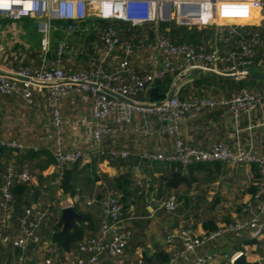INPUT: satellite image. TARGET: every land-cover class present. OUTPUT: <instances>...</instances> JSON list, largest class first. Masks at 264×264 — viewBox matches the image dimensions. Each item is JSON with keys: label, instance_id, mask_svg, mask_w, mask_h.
Returning <instances> with one entry per match:
<instances>
[{"label": "built area", "instance_id": "2783aa9c", "mask_svg": "<svg viewBox=\"0 0 264 264\" xmlns=\"http://www.w3.org/2000/svg\"><path fill=\"white\" fill-rule=\"evenodd\" d=\"M215 2V1H211ZM260 10L261 23L264 26V0H257ZM225 11L218 8V12ZM201 11L198 2L190 0H0V22L9 20L13 22L33 19L38 25L41 35L40 49L48 55L53 48V35L55 32L63 34L58 43L57 60L49 69H36L32 67H15L5 58L0 50V95L18 96L27 105L33 103L34 92L39 87L46 88V103L51 108L52 125L56 133V142L53 155L55 158V171L59 172L65 167L81 163L89 164L96 157L104 154L103 142L107 137H115L125 130L126 126L140 121L141 125L134 128L135 134L146 137L157 134L160 138L177 137L175 152L155 153L147 152L141 159L148 163L179 164L185 168L191 166H212L224 164L231 167L254 166L260 169L263 180L255 195L257 204L255 214L245 219H238L229 224L218 226V230L207 232L196 237L191 231L183 230L167 237L164 241L168 249L174 252L170 264H214L217 261L229 260L235 264L239 256L244 253L235 252L233 256L221 250L215 251L220 244H230L229 238L236 239L242 234H248L250 241L264 240V155H258L253 147L232 149L224 142H217L210 148L187 146L180 140V125L200 118L204 112L217 108H227L238 122L243 116H251L258 106L264 102V93L256 94L242 91L233 97L203 96L194 100L181 99L182 88L192 79L194 71L206 74H218L226 77L236 76V80L246 79L251 69L264 72V54L259 58L261 48H264L263 37L254 33L242 37L245 25L230 24L215 26L209 18L201 21H190V13ZM229 12V11H226ZM91 16L104 21L121 20L133 26L143 28L148 23L159 26L161 23L197 27L199 30L214 27L215 36L205 45L177 44L168 35H157L153 42L143 47L161 58L151 71L143 76L136 74L129 60L135 49L131 44L122 46L120 39L112 30L104 36V47L99 52L100 67L89 73L74 72L66 69V60H73L74 55L72 38L78 31V25ZM211 14L209 15V17ZM54 23H57L56 25ZM241 38L239 41H236ZM234 49H229L231 47ZM124 49L125 58L119 56ZM72 53V52H71ZM110 69V70H109ZM129 75L132 82L123 83V76ZM167 75L174 77L172 90L166 93V98L154 103L141 102L136 99L139 93H151L157 82ZM76 92L89 93L92 99V121L87 120L91 126L90 140L92 148H64L65 121L62 118V101ZM164 93V92H163ZM173 97L169 99L170 94ZM120 95L133 104L116 98ZM0 148L19 153L26 150V146L15 140L0 137ZM110 161L126 160L133 154L124 149H112L108 153ZM21 182H34L35 178L28 172L20 174L9 167L5 184L1 189L4 201L0 204V251L9 246L20 248L23 251L45 247L46 253L57 255L56 248L50 242H41L38 235L41 223L46 213L40 207L30 205L26 209L25 217L21 218V233L9 234L13 210L10 203L13 195L10 187L14 180ZM80 201L76 196L64 208L75 207ZM93 203L90 202L89 205ZM159 209L173 213L178 209L177 197L157 203ZM251 207V203L248 204ZM103 219L97 237L86 238L79 246V255L68 254L60 262L52 255L43 256L39 264H129L125 259L126 250L132 237L130 219L125 216L124 205L119 197H110L101 203ZM182 250L176 252L177 244ZM219 246V247H218ZM213 251L199 255V251L207 248ZM85 255V256H82ZM21 258L19 264H23ZM133 264H143L138 260Z\"/></svg>", "mask_w": 264, "mask_h": 264}, {"label": "crops", "instance_id": "0c3cea01", "mask_svg": "<svg viewBox=\"0 0 264 264\" xmlns=\"http://www.w3.org/2000/svg\"><path fill=\"white\" fill-rule=\"evenodd\" d=\"M193 2H198V4L201 5V11L198 12L200 16H210V20H213L215 18L216 13L218 12V8L216 4H214L211 1H218V0H190ZM223 4H220V6H223L222 9L229 11L230 13L226 16L225 19H217L215 21H218V25H230V24H239V25H245V26H259L261 23L260 20V10L257 5V0H219ZM230 2L237 3V6L230 5ZM229 3V4H228ZM245 4V5H243ZM227 7V8H226ZM223 11V10H222ZM226 13V12H225ZM226 15V14H225ZM253 17V18H252ZM242 22V23H239ZM244 23V24H243ZM24 25L22 21H9V20H3L0 22V50L3 52L4 55H10L11 53H15V51H21V49H24L23 47H26L30 50H41L40 49V40L34 42L33 40L29 39L28 37L23 41V37L27 35V32L24 30ZM216 26V25H215ZM158 26H155V37L158 34ZM56 33V32H55ZM61 33V32H59ZM212 39V38H211ZM21 40L23 42H21ZM155 40V38H154ZM153 40V41H154ZM152 41V42H153ZM125 56V53H124ZM146 56L149 58V63H145L143 58ZM11 64L12 61L8 60ZM161 61V58L157 55H155L153 52L149 51L145 47H140V49H135V54L131 57V62L133 65V68L136 67L139 71H141L144 75L147 72L151 71L159 62ZM92 65V64H91ZM15 66V65H14ZM16 67V66H15ZM18 67V66H17ZM20 67V66H19ZM18 67V68H19ZM203 75H209L206 73L201 72L200 77ZM212 75V74H210ZM123 76V80H124ZM199 77V78H200ZM198 78V79H199ZM192 81L187 83L185 85V89L189 88L191 85H193L194 78L192 76ZM174 83V81H173ZM173 84L169 87L168 91L172 90ZM183 88V89H184ZM46 88L39 87L34 92V98L33 103L30 105H27L25 101L18 97V96H2L0 95V137L7 139V140H15L21 144H24L27 148L23 152L14 153L7 151L8 153H11L13 156L24 154L28 152H37V160L38 161H47L49 159H54L53 150L54 145L47 140V138H43L42 133L36 132V130H29L28 132L27 127L30 126L33 123H38L36 121H41L42 118H40L41 113L47 112L46 119L49 123V126L53 128L52 125V112L51 108L47 105L45 99H46ZM260 90H257L256 94H260ZM255 93V92H254ZM216 96V97H228L224 92L216 91L213 88H208L207 90H203L201 93L196 91L194 88H191L190 91L185 95V92H181V96L186 100H194L195 98L203 97V96ZM7 99H13L14 102L17 103H11V105L3 103L4 100ZM150 95L146 101L143 102H149ZM45 105V108L40 110L38 107V104ZM23 105H21V104ZM92 99L91 95L89 93H80L76 92L73 96L66 98L64 102L61 104L62 113L64 114V121L65 126L68 130H72V133L65 135L64 138V147L66 150H70L73 148H85V149H91L92 148V141L90 140V134H91V126H89L87 123H84V121H92L91 111H92ZM43 105V106H44ZM32 108V111L29 113L30 109ZM33 108H36V110H33ZM85 110L81 116L76 115L77 109ZM207 112V113H206ZM203 113V115L198 118L197 120L190 121V123L183 122L180 125V140H183V142L187 146L192 147H202V148H210L217 142H224L232 149L239 148L240 145L242 148H250L253 147L254 151L257 154L264 153L262 150L263 148L258 147L257 143L258 140H263L261 137L264 135V125L261 124L264 122V104L260 105L259 108L251 115V116H243L238 122H234L232 120L233 116L228 111L227 108H221L219 112L214 111H206ZM10 115V116H9ZM7 118H12V120H7ZM39 120H38V119ZM253 123L251 125V123ZM83 123V125H82ZM11 125V130L7 129V126ZM27 125V126H26ZM40 125V124H39ZM141 125V122L138 120L134 124H131L129 126L125 127V130L120 133L119 135L115 137H107L105 138L103 145H104V151L103 159L99 160L97 162V165L95 167V173L100 175H107L111 178H115L120 173L125 172H131L134 177L137 176V182L138 184H142L143 186H146V189L149 187L147 185V180L150 178L151 185L153 186L155 183L153 182V179L159 180L161 176H163V170L157 171L156 165L160 163H144L142 166H134L132 164H127V166H120V168L112 165V161H110L108 152L112 149H124L130 151L133 157H136L138 159L139 163L142 164L141 156L146 153V144L151 143V149L150 151H156L158 149H161L160 151L163 153L171 154L175 152V140L177 137H167V138H160L157 134L149 135L146 137H141L133 131L134 128L139 127ZM46 126V124L44 125ZM88 129V134L86 132V136H81L78 134L80 130ZM237 129H241L239 139L237 137ZM6 130V132H5ZM8 131V132H7ZM53 136L56 139V133L53 128ZM52 135V134H51ZM237 140H240V142H237ZM248 140H254V143L250 142L247 146H245L246 142ZM244 145V146H243ZM153 146V147H152ZM149 149V148H147ZM259 152V153H258ZM101 156V155H100ZM52 157V158H50ZM130 157V158H131ZM130 158L123 160V162H127ZM30 158H26L24 160L25 162L30 161ZM134 159V158H133ZM136 159L130 162H136ZM116 162V161H113ZM55 163H51V165L43 171V174L45 176L57 174L54 168ZM161 165V164H160ZM165 167L163 169L168 168L169 166H173L176 164H163ZM10 166V165H9ZM8 166V167H9ZM182 166V165H180ZM212 166H206V167H213ZM227 166V165H226ZM11 167V166H10ZM185 168L184 166H182ZM229 169L237 170V171H245L248 173H253V169L246 168V167H231L228 166ZM131 169V170H130ZM187 169V168H186ZM187 172V170L185 171ZM139 177H143L144 180L141 181ZM199 180L198 182H195L192 184V186L188 189L186 186L181 185L179 190L176 193L179 206L178 209L173 213H168L164 209H159V205L157 204L161 200L165 199H158V186H155L153 193L151 194V200L150 204L147 206L148 208V215L141 217L137 220H131L129 221L130 230L132 231V237L133 238V245L130 246L129 250H126L125 259L129 264H133L140 260L144 253L153 254L158 247L165 248V240L168 236L183 231V230H189L191 233L196 236L200 237L207 233L206 231V223L210 220L208 213H201L198 215L197 208L202 207L204 208L207 203H211L213 200H211L212 192V184L217 182L220 178L224 179L222 177L216 178L212 183L209 182V178H204L198 174ZM61 181V178L58 176L53 182L50 183V185L47 186V184H44L42 189H40L41 193H45V197L52 196L54 197V201L51 203H48V207L55 208L60 216V219H62V211L65 205L70 204L73 202L74 198L76 197H70V196H64L61 191H59L57 188L59 187V183ZM158 182V181H157ZM220 183V182H219ZM34 185L38 187L39 182L36 180L34 181ZM148 186V187H147ZM105 187V184L102 181H97L95 183V186L93 187L95 191L94 194L98 191H103ZM151 188V187H150ZM221 186H219L217 192L214 194V201L213 205L211 206L212 210L214 208H219L221 201H222V194L220 190ZM59 191V192H58ZM110 192V191H109ZM61 193V194H60ZM91 194V196H87L85 198V203L89 205L90 202L93 201V203L89 206H97L98 200L95 198V196ZM112 195V194H111ZM175 195V192H174ZM195 195H197L195 197ZM250 196V194H249ZM110 197V194H109ZM118 197V196H117ZM181 197V198H179ZM155 198V199H154ZM81 201V200H80ZM79 201V203H80ZM78 203V204H79ZM190 204L188 208L186 205ZM252 203V202H251ZM76 204V205H78ZM31 205L37 206L42 208V204L38 202H32ZM75 205V206H76ZM133 209H135L134 206H132ZM248 207V206H247ZM245 210L240 213L238 217L241 216L243 212L246 211V207H242ZM101 209V205H100ZM188 209V212L185 213V210ZM190 209V210H189ZM240 208H236L235 211L239 213ZM218 211V210H217ZM221 214V211H218ZM251 213V210H250ZM217 216L218 224L217 226H220L221 224H224L226 220L223 219V216L221 217ZM165 215L169 216V218H166ZM197 215V216H196ZM204 215V216H203ZM216 214H214V217ZM250 215V214H249ZM213 216V215H211ZM204 217V218H203ZM221 217V218H220ZM212 218V217H211ZM138 221V222H137ZM231 221V220H229ZM11 227H13V216L11 220ZM42 226L40 227L39 231H41ZM50 240V239H49ZM47 239L45 242H49ZM130 240V241H131ZM250 239L248 237V234H245L242 237H238L236 239H232V237L229 238L230 244H220L218 247L214 250L217 251L218 249L222 252L227 253L229 245H233L234 248L236 245L241 246L240 250H234L235 252H241L245 254V250L247 248H250L252 252L256 251L257 245L250 246L247 244ZM234 243V244H233ZM223 245V246H222ZM128 248V247H127ZM42 252L40 251V248H37L35 250H31V257L28 258L27 264H39L41 258L43 256H49L52 255L55 257L54 259L57 261H64L66 254H61L57 251V255L46 253L45 247L42 248ZM213 251V248H207L204 251H199V255H204V253H208ZM71 254V253H70ZM228 254V253H227ZM235 253H233L234 255ZM74 255H79V253H75ZM229 255V254H228ZM229 255V256H233ZM247 259L249 262L255 263L259 262L261 260V257L259 255H256L258 258L254 261H252L248 255ZM214 264H230L229 260H221L217 261Z\"/></svg>", "mask_w": 264, "mask_h": 264}, {"label": "trees", "instance_id": "16d2710c", "mask_svg": "<svg viewBox=\"0 0 264 264\" xmlns=\"http://www.w3.org/2000/svg\"><path fill=\"white\" fill-rule=\"evenodd\" d=\"M199 13H190L188 16L190 21H201L205 20L208 16H200ZM30 23H36L33 19H27ZM37 24V23H36ZM158 34L168 35L172 38L173 41L177 44H200L205 45L208 40L215 36L214 27L208 29L199 30L197 27L189 28L187 26L178 25L173 22L170 24L161 23L158 26ZM112 30L116 33L122 46L131 44L134 49H140V47L146 45V43L152 42L155 38V25L153 23L146 24L143 28L133 26L129 22L121 20H112L104 21L97 17H92L87 19L85 22H82L78 25V31L74 34L72 38V47L73 50L68 53L74 55L73 60L67 59L65 64H69L68 70H73L74 72H84L89 73L91 71L97 70L101 66L106 68L105 65L101 64V56L99 52L104 47L103 36L108 31ZM254 33H259L264 40V26H247L242 29V37H248ZM54 47L50 54L45 55L41 50H30L26 47L21 49V51H15L10 55H5V58L12 61L13 65L16 67H32L36 69H49L54 62L57 60V46L60 40L63 37L62 33L56 32L53 35ZM241 38H238L236 41H239ZM86 45L90 47L86 48ZM94 46V47H93ZM236 45L229 49H234ZM93 48V49H92ZM72 52V53H71ZM87 56L86 58H92V65L89 64H80L76 62L78 55L82 54ZM124 49L120 50L119 56L125 58ZM264 54V48L260 49L259 58ZM131 62V58H129ZM132 64V62H131ZM133 67V65H132ZM110 70V69H109ZM136 74L143 76L141 71L134 67ZM174 77L167 75L163 80L157 82V86L162 90V92H167L171 84H173ZM132 82L129 75H125L123 83L130 84ZM185 87V86H184ZM183 87V88H184ZM213 88L216 91L224 92L228 98L239 95L242 91H249L254 93V91L260 90V94L264 93V81L259 80H236L229 78H220L213 75H203L199 79L194 80L193 85L189 88H182V93L185 92V95L190 91L191 88H194L196 91L201 93L203 90L208 88ZM150 93H139L136 97L138 101H146ZM181 99H184L180 95ZM221 108L213 109L210 111L219 112ZM231 113V111L228 109ZM207 113V112H206ZM232 114V113H231ZM190 123V122H187ZM229 146V145H228ZM37 152H28L22 153L16 156H13L11 153H8L7 150L0 148V204L4 201L1 189L3 188L6 180V176L9 173V167L12 166L14 172L20 174L24 171H28L37 182L39 186H35L34 182H21L14 180L12 186L10 187V192L13 195V200L10 203V206L13 210V227H10L9 234L18 235L21 233L20 228V219L25 217L26 209L32 204V202H38L42 204L41 210L46 213V217L41 223V231L38 235L40 236L41 242L44 243L47 239L53 245L54 248L61 254H75L79 253V246L86 240V238L97 237L99 234V228L101 221L103 219L102 211L100 209L101 203L110 197H119L120 202L124 205L125 216L130 218L132 221L137 220L141 217L148 215L147 206L150 204L151 194L155 186H158V199H169L172 196H176L177 191L181 185L186 186L188 189L192 186L193 183L200 181L198 174L204 178H209V182H213L216 178H220L229 172L228 166L224 164H215L213 167L206 166H191L183 168L179 164L169 166L166 169L163 164L156 165V170H163V176L159 180L153 179L155 183L153 186L150 185L147 189L146 186L138 185L135 177L131 172H125L118 174L117 177H109L107 175L98 176L95 173V167L99 160H102L103 155L96 157L89 164L77 163L69 167L63 168L57 174H52L45 176L43 171L46 170L51 163H55L54 159H49L47 161H38ZM105 153V151H104ZM30 158L28 162H25L26 158ZM52 158V157H50ZM136 159V157H133ZM132 157L128 161L134 160ZM123 162V160H116L112 162V165L120 168V166H127V164H132L134 166H142L144 163H147L142 159V164L137 162ZM10 165V166H9ZM9 166V167H8ZM254 172V182L247 189L246 193L250 194L252 197L251 207H246V211L241 214L238 218L240 220L250 217V209H254L256 206L255 195L259 190V183L263 180V175L260 173V169L256 166L253 167ZM131 170V169H130ZM187 170V172H185ZM61 178L59 187L57 188L62 192L64 196L80 197V203L75 206L77 213L82 217L81 220H74V230L61 231L63 226V221L60 219L59 213L55 208L48 207V203L54 201V197L51 196L45 197V193H41L40 189L44 184L50 185L57 177ZM97 181H102L105 184L103 191H98L95 194L93 193L95 189V183ZM158 181V182H157ZM151 187V188H150ZM110 191V192H109ZM175 192V195H174ZM93 194L98 200L97 206H89L85 203V198ZM110 194V197H109ZM112 194V195H111ZM92 195V196H93ZM181 198V197H179ZM178 200V199H177ZM189 203L186 205L188 208ZM135 209H133V207ZM237 208V207H236ZM212 217V218H211ZM209 221L206 223V231L213 232L218 230V221L217 217L210 216ZM12 220V219H11ZM138 222V221H137ZM231 221L226 220V224H229ZM133 238L128 244L127 251L130 246L133 245ZM250 246L257 245L258 252L260 253L261 260L258 264H264V240L261 241H249L247 242ZM35 246L32 250H34ZM237 250L241 249V246L236 245ZM182 250L181 244H177L176 252ZM31 250L23 251L20 248H15L9 246L3 248L0 251V264H19L20 259H24L23 264L28 263V258L31 257ZM174 252H171L167 245L165 248L158 247L153 254L144 253L142 258L143 264H170L171 260L174 258ZM85 256V255H82ZM63 262L62 260L59 261ZM39 263V261H38Z\"/></svg>", "mask_w": 264, "mask_h": 264}, {"label": "rangeland", "instance_id": "374dc122", "mask_svg": "<svg viewBox=\"0 0 264 264\" xmlns=\"http://www.w3.org/2000/svg\"><path fill=\"white\" fill-rule=\"evenodd\" d=\"M210 1V0H209ZM206 2H207V0H206ZM214 4H218L217 5V7H219V8H222L223 6H220V4H223L221 1H216V2H213ZM229 4V3H228ZM230 5H232V6H237V3H235V2H230ZM243 5H245V4H243ZM224 8V7H223ZM227 8V7H226ZM226 10L225 11H222V12H217L216 13V15H215V18L213 19V20H209L210 22H211V24H213V25H216V26H219L217 23H219L218 21H215L216 20V18L219 20V19H225L226 18V16L230 13V12H226ZM226 14V15H225ZM93 16H91L90 18H92ZM89 18V19H90ZM23 24H25L24 25V30L27 32V35L28 36H26V34H25V37H23V41H25V39L28 37L29 39H31V40H33L34 42H36V41H38V39L40 40V37H41V35H40V33H39V31H38V25L36 24V23H30V21H28L27 19H24L23 21ZM55 25L57 24V23H54ZM22 40H21V42H23ZM53 47H54V42H53ZM86 48H88V47H90V45H86L85 46ZM94 47V46H93ZM93 49V48H92ZM87 56L85 55V56H83V53L82 54H79L78 55V59L76 60V62H79L80 64H89V65H91L92 64V58H89V56H88V59L86 58ZM142 58H143V56H142ZM142 60H144V62L147 64V63H149V58L146 56L145 58H143ZM82 62V63H81ZM69 64H66V68H69ZM255 93L257 92V91H254ZM74 95V94H73ZM73 95H71V96H73ZM71 96H69V97H71ZM69 97H67V98H69ZM66 99V98H65ZM64 99V100H65ZM64 100L62 101V103L64 102ZM17 103V102H14V100L13 99H7V100H4V102L3 103H6V104H9V105H11V103ZM1 103V102H0ZM21 104V103H20ZM262 104H264V102H262L261 103V105ZM21 105H23V104H21ZM44 105V104H43ZM43 105H41V102H40V104H38V107L37 108H39L40 110H42V109H44L45 108V105L43 106ZM24 106V105H23ZM258 108H259V106H258ZM28 110H30L29 111V113H31V112H34V111H32V108H30V109H28ZM33 110H36V108H33ZM51 110V109H50ZM87 110V108H85V110H81L80 108L79 109H77V114L76 115H78V116H81L82 114H80V113H83V111H86ZM10 116V115H9ZM46 116H47V112H44V113H41V116H40V118H42V120L39 122V121H36V122H38V123H33V124H31L30 126H28L27 127V129L26 130H28V132H30L31 130H36V132H38L39 134L40 133H42V136H43V138H47V140H49V142H51V144H53V145H55V142H56V140H55V137L53 136L54 134H53V128L52 127H50L49 126V123H48V121H47V119H46ZM62 118H63V121L65 120L64 118V114L62 113ZM12 120V118H7V120ZM38 119V118H37ZM39 120V119H38ZM52 120V119H51ZM232 120H234V118H232ZM234 122H235V120H234ZM251 123V122H250ZM40 124V125H39ZM46 124V126H44ZM253 123H251V125H252ZM261 124H263L264 125V122H262ZM82 125H83V123H82ZM27 126V125H26ZM11 125H8L7 126V129H10L11 130ZM30 130V131H29ZM55 131V130H54ZM240 131H242L241 129H237L236 130V132H237V137L238 136H240L241 134H240ZM5 132H6V130H5ZM8 132V131H7ZM67 132L69 133V134H71L72 133V130H68L67 128H66V131H65V135L67 134ZM86 132H87V134H88V129L86 130V129H83V130H80L79 132H78V134H80L81 136H86ZM52 134V135H51ZM65 135H64V138H65ZM64 138H63V140H64ZM263 140H258V147H261V148H263L262 150L264 151V135H263V137H261ZM238 139H239V137H238ZM164 140V139H163ZM237 142H240V140H237ZM250 142H252V143H254V140H248V142H246V144H245V146H247L248 145V143H250ZM251 144V143H250ZM151 143H147L146 144V153L147 152H155V153H163V152H161L160 150L161 149H158V150H156V151H150V149H151ZM240 146V145H239ZM244 146V145H243ZM153 147V146H152ZM241 147V146H240ZM65 148V147H64ZM80 148V147H79ZM147 148H149V149H147ZM73 149H75V148H73ZM70 150H72V149H70ZM259 153V152H258ZM258 155H264V153H260V154H258ZM137 178V176L135 177V179ZM140 179H141V181L142 180H144L143 179V177L141 178V177H139ZM222 178H224V179H219L217 182H215V183H213L212 184V192H213V194L211 195V200H213L214 201V194L217 192V190L218 189H216V188H218L219 186H221V188H220V190H221V194H222V201H221V204H220V206H219V208H214L213 210H212V208H211V206L213 205V201L211 202V203H207L206 205H204L205 207L204 208H202V207H199V208H197V210H198V215L199 214H201V213H208V214H210L209 216H211V215H214V214H216L215 216L217 217V216H219V210L221 211V214H220V216L222 217L223 216V219L224 220H231V222L233 221H235V220H238V216L240 215V213L242 212V211H244L245 209L244 208H242L243 206L244 207H247L248 206V204L249 203H251V200H252V197L251 196H249V194H247L246 193V191H247V189L252 185V183L254 182L253 180H254V176H253V173H248L247 174V172H245V171H242V170H240V171H237V170H232V169H230L229 170V172L227 173V174H225ZM151 179V178H150ZM150 179L149 180H147V185L148 186H150L152 183L150 182ZM136 181H137V179H136ZM220 182V183H219ZM138 183V182H137ZM142 184H144V183H141V184H138V185H142ZM59 192V191H58ZM61 194V193H60ZM197 195H195V197H196ZM155 199V198H154ZM179 203V202H178ZM236 207L239 209L240 208V210H239V213H237V211H235V209H236ZM190 210V209H189ZM218 210V211H217ZM186 212H188V209H186L185 210V213ZM255 214V211L254 210H251V213H250V216H253ZM197 216V215H196ZM204 216V215H203ZM165 217L166 218H169V216H167V215H165ZM220 217V218H221ZM204 218V217H203ZM220 226H222V224L220 225ZM219 226V227H220ZM245 234H242V236H244ZM241 236V237H242ZM230 243V242H229ZM234 244V243H233ZM221 246V245H220ZM223 246V245H222ZM234 250H236L235 248H234V246L233 245H229L228 246V250L226 251L229 255H233V253H235V251ZM259 250V249H258ZM258 250H256V251H254V252H252L251 251V249L250 248H247V250H245V255H248V257L252 260V261H254V260H256L258 257L256 256V255H260V253L258 252Z\"/></svg>", "mask_w": 264, "mask_h": 264}, {"label": "water", "instance_id": "95a60500", "mask_svg": "<svg viewBox=\"0 0 264 264\" xmlns=\"http://www.w3.org/2000/svg\"><path fill=\"white\" fill-rule=\"evenodd\" d=\"M200 73L201 71L197 70L194 71L192 73V76L196 79H198L200 77ZM213 76L216 77H220V78H229V79H237L236 76H231V77H226V76H222V75H218V74H212ZM246 79L248 80H259V81H264V72H260L256 69H251L249 71V74L247 75ZM116 98L125 101L127 103L133 104V102L131 100H128L120 95H114ZM173 97V93L170 94L169 99H171ZM166 98V93H163L162 90H160V88H155L151 93H150V99L149 102L150 103H154L157 101H161L163 99ZM81 216L77 213L76 208L75 207H68L63 209L62 211V221H63V226L61 231H66V230H70L73 231L74 230V224L73 221L74 220H81ZM259 262H249L247 259V256L245 254H242L241 256H239V258H237V260L235 261V264H258Z\"/></svg>", "mask_w": 264, "mask_h": 264}, {"label": "bare ground", "instance_id": "6f19581e", "mask_svg": "<svg viewBox=\"0 0 264 264\" xmlns=\"http://www.w3.org/2000/svg\"><path fill=\"white\" fill-rule=\"evenodd\" d=\"M253 18V17H252ZM239 23H242V22H239ZM244 24V23H243Z\"/></svg>", "mask_w": 264, "mask_h": 264}]
</instances>
